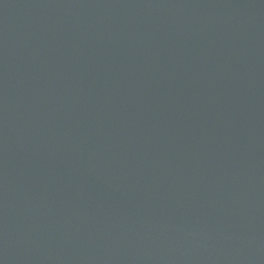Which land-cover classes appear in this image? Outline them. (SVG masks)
<instances>
[{"label":"water","instance_id":"1","mask_svg":"<svg viewBox=\"0 0 264 264\" xmlns=\"http://www.w3.org/2000/svg\"><path fill=\"white\" fill-rule=\"evenodd\" d=\"M0 264H264V0H0Z\"/></svg>","mask_w":264,"mask_h":264}]
</instances>
